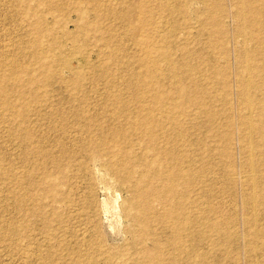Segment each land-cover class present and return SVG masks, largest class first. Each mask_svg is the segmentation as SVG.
<instances>
[{
	"label": "rangeland",
	"instance_id": "1",
	"mask_svg": "<svg viewBox=\"0 0 264 264\" xmlns=\"http://www.w3.org/2000/svg\"><path fill=\"white\" fill-rule=\"evenodd\" d=\"M20 1L0 0V72H18L11 109L0 96V264H264V84L248 108L241 0ZM39 13L58 51L29 92Z\"/></svg>",
	"mask_w": 264,
	"mask_h": 264
},
{
	"label": "bare ground",
	"instance_id": "2",
	"mask_svg": "<svg viewBox=\"0 0 264 264\" xmlns=\"http://www.w3.org/2000/svg\"><path fill=\"white\" fill-rule=\"evenodd\" d=\"M20 1V0H19ZM24 1V0H23ZM57 1V0H56ZM59 1V0H58ZM55 2L56 3V5L59 3V5H60V2H62V0L61 1H59V2ZM94 1V0H93ZM92 1V2H93ZM20 2H22V1H20ZM37 2V1H36ZM90 2H91V0H90ZM95 2V1H94ZM102 2V1H101ZM241 2H242V8L240 9V12H238L239 13V16H241L243 19L245 18L246 19V21L245 20H243L241 17V19L243 20V21H245V23L244 24H242V26L240 27V33L242 34V35H244L245 37H246V39H248V41L250 42V45H251V50H250V52H248L249 53V55H247L246 54V56H248V57H246V58H248V60H247V63H246V65L244 66V71H247V72H245L248 76L246 77V80H242V77H241V80L239 81V93H241V94H243V93H246V92H248L249 94H247L248 95V98H247V100H246V104H247V106H248V108H250V109H252L253 107L255 108V103L253 104V99H252V96L254 97V95H253V90L255 89V87H257V85L259 86V79L261 78L262 79V81L260 82V84L261 85H263L264 84V38L263 39H255V38H253V36H251V34L253 33V31H254V33H255V30L256 31H260V32H262V34L264 35V9H261V6L264 4V0H248V2L247 3H245L244 2V0H241ZM240 2V3H241ZM39 3H41V2H39ZM39 3H37V6H39L40 7V5H38ZM71 3V2H70ZM69 3V4H70ZM44 4V3H43ZM68 4V5H69ZM95 4H96V2H95ZM98 4H100V2L98 3ZM97 4V5H98ZM52 5V4H51ZM72 5V4H71ZM75 5V4H74ZM94 4H92V6H93ZM103 5V4H102ZM102 5H98V6H102ZM245 5V6H244ZM46 6H48V5H46ZM58 6V5H57ZM70 6V5H69ZM69 6H67V8L69 7ZM76 6H77V4H76ZM75 6V7H76ZM97 6V7H98ZM53 7V6H52ZM51 7V8H52ZM56 7V6H55ZM62 7V6H61ZM71 7V6H70ZM69 7V8H70ZM78 7H79V5H78ZM97 10H100V8L98 9L96 6H94ZM44 8V7H43ZM42 8V9H43ZM49 8L50 10H48L50 13H48V14H54V10H55V8ZM66 8V7H65ZM68 8V9H69ZM73 8V7H72ZM93 8V7H92ZM94 8V9H95ZM102 8H103V6H102ZM109 8V7H108ZM215 8V7H214ZM31 11L33 10V9H31V8H29ZM62 9V8H61ZM64 9V8H63ZM67 9V10H68ZM71 9V8H70ZM75 9V8H74ZM79 9V8H78ZM77 9V10H78ZM244 9H246V10H244ZM35 10V9H34ZM37 11H39L38 9H36ZM45 10V9H44ZM81 10V9H80ZM79 10V12H78V19L80 20L79 22L81 23H78L77 24V27H78V29H79V32H81V33H83L84 32V34H86L85 32L87 31V32H89L88 31V29H87V25H88V22H87V25H85L86 24V21L84 20V15H85V13L83 12V11H80ZM113 10V9H112ZM115 11H117L118 12V10H116V9H114ZM123 10V9H122ZM135 10H137V7L136 6H129L126 10L124 9L123 10V15L124 16H127V15H129L130 13H132V11H135ZM40 11H42V10H40ZM47 11V10H46ZM63 11H65V9L63 10ZM72 12H74L73 10H71ZM76 11V10H75ZM44 12V11H43ZM42 12V13H43ZM99 12V11H98ZM111 12H113V11H111ZM122 12V11H121ZM214 12V11H213ZM42 13H39V15H38V17L37 16H35V18L37 17L38 18V20H36V21H34V22H36V24L33 26V28L29 31V45H28V49H29V51H30V58H32V61H34V63L35 64H37L38 66L36 67V68H33V67H25V68H22V73H24V75H25V82H26V84H27V87H28V90L27 91H34L35 92V90H36V87L35 86H33L32 84L34 83L33 81L37 78V76H39V74L40 75H45V76H48V75H50L51 74V64H53L54 63V61H56V59H55V53L58 51V48H56L55 46H53V44H54V42L56 41V34H55V32H54V28L53 27H51V28H45L44 29V26H43V15H42ZM108 13V12H107ZM120 13V11L118 12V14ZM238 13H237V15H238ZM241 13V14H240ZM33 14V13H32ZM35 14V13H34ZM59 14H61V13H59ZM113 14V13H112ZM213 14V13H212ZM217 14H218V12H217ZM120 15H121V13H120ZM124 16H122V17H124ZM31 17H33V16H31ZM99 17V16H98ZM120 17V16H119ZM34 18V17H33ZM42 23H41V22ZM98 25H100L99 23H97ZM97 25V26H98ZM91 26V25H90ZM94 26H95V23H94ZM92 27V26H91ZM96 27V26H95ZM94 27V28H95ZM96 29V28H95ZM132 29V28H131ZM94 29H92V31H93ZM100 30V29H99ZM61 31L63 32V34H62V39H63V35H65V33H64V29L62 28L61 29ZM95 31V30H94ZM93 31V32H94ZM205 31V30H204ZM61 32V33H62ZM96 32V31H95ZM94 32V33H95ZM97 32H98V29H97ZM102 32V31H101ZM28 34V33H27ZM189 34V33H188ZM61 36V35H60ZM59 36V37H60ZM76 37H78V36H75L74 38H73V41L75 42V40H76ZM244 40V39H243ZM73 42V43H74ZM248 42V43H249ZM187 48V47H186ZM185 48V49H186ZM260 50H262V52H258V51H260ZM53 51V53L51 54V53H48V52H52ZM104 51V50H103ZM186 53V52H185ZM193 56V55H192ZM245 56V55H244ZM243 57V56H242ZM153 59V58H152ZM246 61V60H245ZM254 62V63H253ZM8 63V62H7ZM10 63H11V61H10ZM12 63H13V61H12ZM132 65V64H131ZM9 66H11V65H9ZM105 65H103V67H104ZM8 66H6V68H7ZM5 68V69H6ZM12 68H13V66H12ZM42 68H43V70H42ZM105 68V67H104ZM8 70V69H7ZM21 70V69H20ZM103 70V69H102ZM155 70V69H154ZM156 71V70H155ZM18 72L16 71V70H13V69H9L6 73H5V71L2 73V71L0 72V96H4V98H2L1 97V105H3V106H7V107H9L8 105H10V104H8V100H7V96H6V94H7V90H6V88H5V86H6V84H5V82H7L8 80H10V79H16V77H17V74ZM170 77V76H169ZM79 77L78 76H76L75 77V81H74V84H76L77 82H78V79ZM245 78V77H244ZM243 78V79H244ZM258 78V79H257ZM13 80V81H14ZM35 84V83H34ZM78 84V83H77ZM178 89V88H177ZM180 89V88H179ZM237 89H238V86H237ZM178 91V90H177ZM180 91H182L181 93H183L184 92V90L182 89V90H179V92ZM178 92V93H179ZM201 94V93H200ZM245 95V94H244ZM21 96V95H20ZM242 96V95H241ZM244 97V99L247 97L246 95L245 96H243ZM20 98V97H19ZM20 99H22V98H20ZM169 103V102H168ZM258 105V104H257ZM260 105V104H259ZM11 107V106H10ZM9 107V108H10ZM13 107V106H12ZM258 107H260V106H258ZM257 108V107H256ZM261 109H260V114H258L257 112H259V111H256V114H258L257 116H258V118H260V117H262V119L264 118V112H263V110H264V103H262V105H261V107H260ZM11 109V108H10ZM16 109V108H15ZM26 108L24 107L23 108V110L22 109H19V110H17L16 109V113L15 114H17V115H22L23 114V112H24V110H25ZM254 110V109H253ZM18 111V112H17ZM255 111V110H254ZM254 111H253V113H254ZM252 112V111H251ZM248 113H249V111H248ZM255 114V113H254ZM247 115V114H246ZM146 116V115H145ZM245 118V117H244ZM260 120V119H259ZM243 121V120H242ZM261 121V120H260ZM181 122V121H180ZM245 123H246V127L249 129V130H254V128H256L255 127V125H257V124H255L254 123V119H252L250 116H247V118H245V121H244ZM264 122V121H263ZM244 123V124H245ZM264 124V123H263ZM262 126H264V125H262ZM261 126V127H262ZM258 128H256L255 130H257ZM259 129H260V127H259ZM262 129H263V127H262ZM163 130V129H162ZM180 131V130H179ZM228 132V131H227ZM257 132H259L260 133V131H258L257 130ZM262 132V131H261ZM260 135V134H259ZM181 137V136H180ZM261 137V136H260ZM258 139V138H257ZM249 140V139H248ZM258 140H260V139H258ZM172 144V143H171ZM248 145V144H247ZM254 149V148H253ZM253 149H249V151H252ZM248 150V149H247ZM256 150H258V148L256 149ZM248 152V151H247ZM255 154V153H254ZM262 156H263V159H262V163L264 164V153H262ZM261 157V156H260ZM253 158H254V156H253ZM255 159V158H254ZM250 161V160H249ZM256 161V160H255ZM253 163H254V161H253ZM252 164V163H251ZM178 167V166H177ZM131 174V173H130ZM190 174V173H189ZM252 174H253V172H252ZM256 175H257V173H255ZM152 175V174H151ZM254 177H256V176H254ZM253 178V177H252ZM54 181H52V180H50L49 181V185H50V188L52 189L53 187V185H55V183H53ZM255 182V181H254ZM173 183H172V181L171 180H169L168 182H167V185H166V189H168V190H170L171 189V185H172ZM254 184V183H253ZM171 186V187H170ZM174 187V186H173ZM153 190V189H152ZM253 190V189H252ZM167 193V192H166ZM251 196V195H250ZM250 198V197H249ZM168 200V199H167ZM251 200V199H250ZM249 200V201H250ZM175 201V200H174ZM252 204L254 203L255 204V206L256 205H258L257 203H259V195H257V193L255 194V192H254V194H253V196H252ZM194 203V202H193ZM198 211V210H197ZM201 211V210H200ZM12 229H14V230H16V228L14 227V226H12ZM187 229V228H186ZM201 232V231H200ZM175 238V237H174ZM145 258V257H144ZM156 260V259H155Z\"/></svg>",
	"mask_w": 264,
	"mask_h": 264
}]
</instances>
